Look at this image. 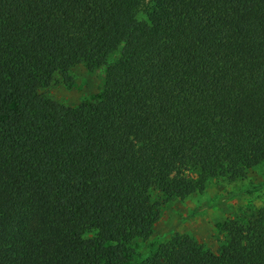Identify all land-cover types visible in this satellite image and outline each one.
<instances>
[{"label": "trees", "instance_id": "trees-1", "mask_svg": "<svg viewBox=\"0 0 264 264\" xmlns=\"http://www.w3.org/2000/svg\"><path fill=\"white\" fill-rule=\"evenodd\" d=\"M120 45L97 103L13 112ZM263 162L264 0H0V264H127L155 191ZM220 231L215 250L176 234L136 264H264V204Z\"/></svg>", "mask_w": 264, "mask_h": 264}, {"label": "rangeland", "instance_id": "rangeland-1", "mask_svg": "<svg viewBox=\"0 0 264 264\" xmlns=\"http://www.w3.org/2000/svg\"><path fill=\"white\" fill-rule=\"evenodd\" d=\"M154 12L155 8L150 2L137 13V17L147 20ZM123 50L124 45H120L107 57L105 64L94 70H88L82 63L74 65L69 71L70 82L56 75L49 86H35L31 94L21 97L12 105L13 112L18 111L33 94L49 97L54 113L81 103H97L107 66L116 61ZM153 201L158 208V216L151 225V235L130 243L132 257L127 264L143 260L160 243L176 234L189 235L215 250L222 239L220 225L225 218L264 204V162L246 170L242 177L210 178L202 192L184 198L169 197L155 191Z\"/></svg>", "mask_w": 264, "mask_h": 264}]
</instances>
